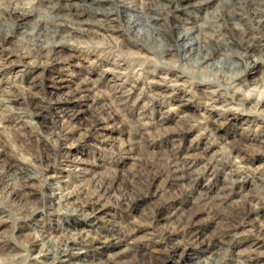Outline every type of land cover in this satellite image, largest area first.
<instances>
[{
    "label": "rangeland",
    "instance_id": "374dc122",
    "mask_svg": "<svg viewBox=\"0 0 264 264\" xmlns=\"http://www.w3.org/2000/svg\"><path fill=\"white\" fill-rule=\"evenodd\" d=\"M156 2L167 6L160 24L166 15L167 25H175L172 50H162L165 61L177 50L184 55L177 37L186 21L203 25L210 43L229 29L264 40V27L249 31L241 16L224 14L213 32L215 14L223 12L219 0ZM112 3L43 0L46 11L53 5L51 14L64 17L72 9L79 21L66 45L47 58L18 54L34 16L16 18L10 33L0 36L6 37L0 41V175L5 185L25 186L20 202L0 198V262L46 264L39 248L67 236L77 241L67 264H207L218 258L264 264V103L258 107L243 97L264 74V60L254 62L259 39L246 54L253 66L230 88L212 66L187 59L160 64L152 48L123 38L118 20L107 18L112 27L105 26V14L94 9ZM248 8L254 6L237 10ZM126 9L133 32L154 30L157 9L146 10L147 16ZM240 45L237 38L229 47L244 53ZM146 160L169 165L160 173L145 170ZM109 177L115 183L108 192L72 199L88 198L81 212L51 205ZM41 199L44 211L33 212ZM97 230L112 239L94 238Z\"/></svg>",
    "mask_w": 264,
    "mask_h": 264
},
{
    "label": "clouds",
    "instance_id": "9594fccd",
    "mask_svg": "<svg viewBox=\"0 0 264 264\" xmlns=\"http://www.w3.org/2000/svg\"><path fill=\"white\" fill-rule=\"evenodd\" d=\"M31 7L29 8L30 11L39 12L41 19H48V20H56L58 18L52 17L49 13L51 10V7L53 5H49L47 8V11L42 6L43 0H40L39 3L36 2V0H30ZM255 7L254 8H248L245 11L241 12V17H247L245 20V26H249V31H251L253 28L255 29H261L262 25L253 23V21L256 19L255 15L249 16V11L253 13H260L259 19L261 21H264V0H254ZM179 6V5H178ZM24 5L22 3H19L18 0H0V14L7 13L11 15L13 12L17 11L20 8H23ZM130 7L137 8L139 10L138 15L140 16H147L148 13L146 10L155 8L158 10V15L154 23L156 24V27L152 32H150L147 36L142 34V29L137 28L135 32L132 30V18L130 17L128 10L115 3V0H113V3L107 7V8H97L94 9L96 12H103L105 14V21L104 25L108 27H112V25L109 22V19H116L119 21V24L116 25V28L122 29L121 35L125 40H130L135 44H142L145 47H150L154 52H156L158 55L161 56V59L158 61L160 64H168L171 66L172 63H175L177 60L183 61L185 59L188 60L189 63L192 62L191 59V53L188 51L184 52V55H181L180 51H174L172 52L173 61L168 62L165 61L163 57V49L167 48L169 51L172 50L173 45L170 43V38L172 37V32L170 31L171 27H175V25H167V16L165 15L163 18L165 20L164 24H160L159 22V16L163 14L164 10H166V5H161L156 2V0H139V3H136V0H130ZM219 7H223V4L219 5ZM236 7L245 8V4L243 0L236 5L233 6V8L230 10L231 12H234ZM113 13H116L115 16H113ZM127 19V23L125 22ZM187 25L184 28L185 33H194L196 32V29L199 27V32H196L194 38H193V46H195L194 42L199 41V50L197 52V56L201 59L205 56L212 57L213 63L212 67L218 68L219 74L227 80L228 87L233 88L235 85L233 84V81L239 76H242L244 73L248 71L249 68L253 66L252 59L250 58L251 54L249 53L246 57L245 54H243L241 51L237 50V47H229V45L233 44V42L239 38L241 40L240 47L244 50H247L248 45L253 43V40L251 37H248L245 39L243 34H240L239 37L236 33H234L231 29H229L228 33L226 35H221L219 40L216 43H210L203 35L204 32V26L203 25H197L196 23H190L188 21L185 22ZM37 25H33V30L35 31ZM223 27L229 28V21H224ZM215 31L218 33L219 28H215ZM6 37H0V41L5 39ZM257 47L260 48V53L256 57V59L264 60V40L260 41L257 44ZM13 51H17V49L13 48ZM223 52L222 55L219 56V59H215L214 54H218L220 52ZM21 55H32V51L29 48H21L19 50V53ZM46 58L48 56H51V52L46 53ZM239 56V59H231L233 57ZM226 58L231 59V62L223 67H227L228 71L225 73L223 70V67H221V62L224 61ZM199 62V60L197 61ZM175 66L179 67L181 66L179 63H176ZM198 79V77H193L192 79L187 81L186 86L188 87V91H192L193 81ZM247 82H245L243 85H240L239 88H236V90H243L244 87H246ZM257 88L264 90V74L261 75L257 82ZM195 95V93H193ZM223 115V113H222ZM52 162H56V153L54 152L52 154ZM118 164V161L116 162ZM43 168L40 170V172L37 173V175H41L43 172ZM63 174L61 173V176ZM45 181H47L48 177H43ZM91 195V193L89 194ZM64 197L62 196V200ZM88 202V198H80L79 203L76 201H73L71 203L62 204L60 211L63 212H81L82 211V205ZM45 205L43 202V199L40 201H37L35 205L32 207V211H44ZM84 215H89V213H84ZM101 228L108 227V225H101ZM115 227V225H113ZM111 230V229H109ZM31 235H36V233H32ZM94 238L97 239H112L111 236H104L103 233L99 230L95 232Z\"/></svg>",
    "mask_w": 264,
    "mask_h": 264
},
{
    "label": "bare ground",
    "instance_id": "6f19581e",
    "mask_svg": "<svg viewBox=\"0 0 264 264\" xmlns=\"http://www.w3.org/2000/svg\"><path fill=\"white\" fill-rule=\"evenodd\" d=\"M40 0H36L38 2ZM173 1V0H172ZM19 3H22L24 5L23 8L18 9L17 11L13 12L11 15L5 13L4 21H0V26L2 27L0 29V36H4L5 34L10 33V28H13L14 21H16V18H27L29 16H34L35 21L33 25H37L35 31L33 30V25L27 30V32L24 35L23 38V44L24 48L31 49L32 53L38 54V55H45L46 53L51 52V55L56 53L61 49L62 46L66 45L67 41L66 38L69 35V31H77L76 24L79 23L78 19L73 20V16L77 15V13L73 12L72 9H69L68 14L66 16H59L55 14L49 13L52 17L58 18L56 20H48V19H41L40 13L35 14L34 11H30L29 8L31 7L30 0H18ZM119 5L125 6V8H133L130 7V5H127L130 3V0H118ZM241 2V0H219L220 5L223 4V12H217L214 16L213 22H212V30L215 31V28H221L222 24L220 22L221 16L224 14L227 15V19L234 20L236 16H241V13L239 12L240 7H236L234 12H231L230 10L233 8V6L238 5ZM244 4L247 5H253L255 7L254 0H243ZM237 10V11H236ZM34 14V15H33ZM255 15L256 19H258L259 22H262L259 19L260 13H253ZM252 15V16H253ZM11 22V23H10ZM234 27H237L235 23H232ZM252 40H256L257 38L259 41H261L260 36H251ZM177 43L178 45L182 46L184 51H188L191 53V59L192 62L197 65L201 66L202 64H206L207 66H212L211 62L213 60L212 57L205 56L204 58H200L197 56V52L199 50V44L194 42L195 46H193V41H190V33H185L184 29L183 31L178 35L177 37ZM253 47V43L248 45L247 50L244 51L243 54H247L249 49ZM223 52L221 51L218 54H214V56H220ZM239 57V56H237ZM235 57L231 58L234 59ZM231 59L226 58L224 61L221 62V67L229 64L231 62ZM199 60V62H197ZM254 62H262V60L254 59ZM214 68V67H213ZM218 72V68H214ZM224 72L226 73L228 71L227 67H223ZM219 73V72H218ZM241 76L237 77L235 81H233V84H240ZM244 99H246L249 102H253L256 106H262V103H264V90L253 88L251 91H249L247 94H245ZM168 161L163 162H155L152 160H146L144 163L145 170H152V169H159L160 171H165V169L168 168ZM2 175H0V198L5 199L8 202H20V198L24 196V189L25 187L22 183L18 184L17 186L12 185H5L3 183ZM115 179L112 177H109L108 179H100L96 181L94 184L91 185L88 189L82 191L79 194L72 195L69 193L68 195H64V199L62 200V195L58 197V202L56 204H51L54 206L56 210H59L61 208L62 204L71 203L72 199L74 197H81L82 195H91L89 196H99L106 192H108L112 187L114 186ZM127 190H128V183H124L121 187V194L123 197L127 196ZM71 194V195H70ZM112 230H110L111 232ZM76 239L73 237H58L56 241H50L47 245H44L39 248L38 254L42 255L43 257L47 258L46 264H67V262L70 261L71 253L70 250L74 247L76 244ZM224 260L221 258L213 259L212 261L208 262L207 264H223ZM0 264H3L0 262Z\"/></svg>",
    "mask_w": 264,
    "mask_h": 264
}]
</instances>
